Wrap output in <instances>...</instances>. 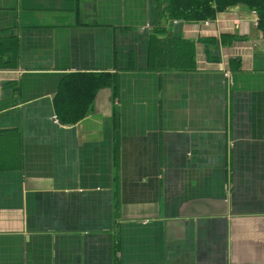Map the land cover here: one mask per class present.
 Returning <instances> with one entry per match:
<instances>
[{"label": "crops", "instance_id": "1", "mask_svg": "<svg viewBox=\"0 0 264 264\" xmlns=\"http://www.w3.org/2000/svg\"><path fill=\"white\" fill-rule=\"evenodd\" d=\"M169 4L0 0V264H264V27Z\"/></svg>", "mask_w": 264, "mask_h": 264}, {"label": "trees", "instance_id": "2", "mask_svg": "<svg viewBox=\"0 0 264 264\" xmlns=\"http://www.w3.org/2000/svg\"><path fill=\"white\" fill-rule=\"evenodd\" d=\"M216 6L210 4V0H170L169 11L173 17L184 18H215L217 12L223 11L231 5L239 2L247 3L249 6L259 8L260 22L259 25L264 27V0H213ZM109 79H100L99 85H105L109 83ZM72 89L68 99L76 100L79 104L83 103L82 91L79 88L74 87ZM62 119L70 120L72 114L67 112L59 113Z\"/></svg>", "mask_w": 264, "mask_h": 264}, {"label": "rangeland", "instance_id": "3", "mask_svg": "<svg viewBox=\"0 0 264 264\" xmlns=\"http://www.w3.org/2000/svg\"><path fill=\"white\" fill-rule=\"evenodd\" d=\"M239 3H241V2H239ZM243 3V2H242ZM238 4V3H237ZM248 8H250L251 9V13H252V17L250 18V20L251 21H253L255 24H256V22H257V24H259V22H260V13H259V8H257V7H252V6H249L247 3H244ZM234 5H236V4H234ZM232 6V5H231ZM230 7V6H229ZM254 12H256V13H254ZM183 18V17H182ZM216 18V17H215ZM209 20H212V19H210V18H208ZM208 19H206V20H208ZM227 69V68H226ZM224 75H225V71H224Z\"/></svg>", "mask_w": 264, "mask_h": 264}, {"label": "built area", "instance_id": "4", "mask_svg": "<svg viewBox=\"0 0 264 264\" xmlns=\"http://www.w3.org/2000/svg\"><path fill=\"white\" fill-rule=\"evenodd\" d=\"M254 13H256V12H254ZM212 21H213V20H209V19H208V20H205V21H204L205 26H210V25H212V24H213ZM233 21H234V24H236V25L239 24V20L235 19V20H233ZM256 24H257V22H256ZM223 70L225 71V76H226L227 78H229V76H230V72H229V70L226 69V68H223Z\"/></svg>", "mask_w": 264, "mask_h": 264}]
</instances>
